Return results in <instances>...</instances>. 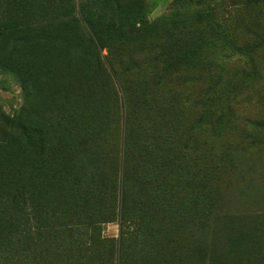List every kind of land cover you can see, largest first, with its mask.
<instances>
[{"label":"rangeland","instance_id":"obj_1","mask_svg":"<svg viewBox=\"0 0 264 264\" xmlns=\"http://www.w3.org/2000/svg\"><path fill=\"white\" fill-rule=\"evenodd\" d=\"M104 57L120 84L103 74ZM118 94L135 142L145 127L179 141L175 166L131 178L143 187L126 239L106 223L109 206L96 209L105 247L95 261L88 239L52 234L21 258L100 264L113 248L120 264H264V0H0V179L27 184L44 169L29 152L68 138L74 157L97 155L105 166L118 156ZM61 206L56 216L74 215Z\"/></svg>","mask_w":264,"mask_h":264},{"label":"trees","instance_id":"obj_2","mask_svg":"<svg viewBox=\"0 0 264 264\" xmlns=\"http://www.w3.org/2000/svg\"><path fill=\"white\" fill-rule=\"evenodd\" d=\"M83 24L89 26L87 21ZM88 36L94 43L93 36ZM158 57V53L152 55L154 62ZM103 60V74L116 84H120L121 74L118 68L105 57ZM119 97L117 98L116 95L118 105L114 108L120 110L122 114L120 124L123 122V127L120 128L118 142L114 145L113 141L111 145V148L113 146L117 148L118 156L107 159L105 165L107 168L98 161L97 155L84 153L82 156L74 157L73 142L68 144L71 141V138H68L69 140L62 142L60 146H49L47 151L44 144L40 143L34 152H29L30 157L32 155L40 157L44 169L40 168L38 174L35 173V177H29L27 184L17 177L0 179V264H25L26 259V264H32V257L23 259L21 257L26 252L28 254L34 251L35 244L42 235H45L44 240H48L51 234L58 237L66 236L69 239L74 237L88 239L95 246V249L89 250L91 261H95L99 252L105 247V242L100 237V225L104 222H97L99 214L96 213V209L105 203L110 209L106 223L116 222L119 225L121 240L127 238L128 225L134 220L130 202L132 205L135 204L133 193L143 187L139 184L135 189L136 179L133 181L131 178L137 177L140 172L155 178L157 173L160 174L166 168L175 166L173 151L174 145H178L179 141L172 142L166 131L161 133L145 127L138 131L144 134L143 138L135 142L127 128L126 110L129 108L123 96L119 95ZM197 99L198 102L201 98ZM196 105L198 106L199 102ZM195 108L196 106L193 109ZM199 119L200 117L195 121L196 124ZM4 122L12 123L9 119H4ZM19 131L20 135L29 139L32 135L37 136L38 141L42 138L41 130L26 125H20ZM93 131L92 127L91 132ZM95 137L104 144H112L108 135L102 131L96 132ZM63 143L68 147L63 146ZM136 144L139 146L135 147ZM138 151L144 156H139L135 165L141 166L133 164L132 167H128L134 161L132 156ZM168 153L172 154V159L167 158ZM23 154L12 153L8 162H17L19 155ZM174 154L177 155L178 152L174 151ZM45 168L49 170L50 177L42 174L48 172ZM128 172H131L130 178ZM56 204L62 205L64 210L74 211V215L56 216L53 212ZM23 246L24 250H22ZM64 249L63 245H59L57 255ZM111 249L113 257L109 255L110 252L108 258L103 259L100 256L97 259L100 264L112 262L120 264L118 244L117 252Z\"/></svg>","mask_w":264,"mask_h":264}]
</instances>
